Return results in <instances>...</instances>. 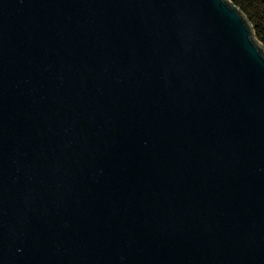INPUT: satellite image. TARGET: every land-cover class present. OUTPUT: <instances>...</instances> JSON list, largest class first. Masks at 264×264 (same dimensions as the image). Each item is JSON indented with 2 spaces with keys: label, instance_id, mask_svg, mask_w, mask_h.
<instances>
[{
  "label": "water",
  "instance_id": "95a60500",
  "mask_svg": "<svg viewBox=\"0 0 264 264\" xmlns=\"http://www.w3.org/2000/svg\"><path fill=\"white\" fill-rule=\"evenodd\" d=\"M227 0H0V264H264V48Z\"/></svg>",
  "mask_w": 264,
  "mask_h": 264
},
{
  "label": "trees",
  "instance_id": "16d2710c",
  "mask_svg": "<svg viewBox=\"0 0 264 264\" xmlns=\"http://www.w3.org/2000/svg\"><path fill=\"white\" fill-rule=\"evenodd\" d=\"M238 10L255 36V40L264 48V0H227Z\"/></svg>",
  "mask_w": 264,
  "mask_h": 264
}]
</instances>
